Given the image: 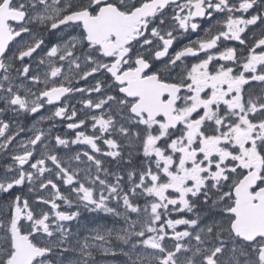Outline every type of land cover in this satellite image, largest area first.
<instances>
[{"label":"snow or ice","instance_id":"snow-or-ice-1","mask_svg":"<svg viewBox=\"0 0 264 264\" xmlns=\"http://www.w3.org/2000/svg\"><path fill=\"white\" fill-rule=\"evenodd\" d=\"M0 159V264H264V0H0Z\"/></svg>","mask_w":264,"mask_h":264},{"label":"flooded vegetation","instance_id":"flooded-vegetation-1","mask_svg":"<svg viewBox=\"0 0 264 264\" xmlns=\"http://www.w3.org/2000/svg\"><path fill=\"white\" fill-rule=\"evenodd\" d=\"M195 38H196L195 35H193L191 37V39H195ZM184 42L186 43L187 41L185 40ZM232 43H234V42H232ZM26 123L28 125H30L31 124V120L27 121ZM44 126H46V125H44ZM58 130L63 131V128L60 127ZM3 163H5V161L3 159H0V165H2ZM81 223L82 224H87L89 226H91L93 224H96V223H99V224H102V225H106V223H107L108 226H111L112 218L111 217L105 218L103 216V214H89V213H85L84 214V219L82 220ZM120 259H121V257H118L117 261H120ZM119 264H121V263H119Z\"/></svg>","mask_w":264,"mask_h":264},{"label":"rangeland","instance_id":"rangeland-1","mask_svg":"<svg viewBox=\"0 0 264 264\" xmlns=\"http://www.w3.org/2000/svg\"><path fill=\"white\" fill-rule=\"evenodd\" d=\"M106 225H107V223H106ZM100 260H101V264H105L104 258H100ZM122 262H123V257H121L120 261H117V258L115 260H113L110 257L107 258V264H119V263L122 264Z\"/></svg>","mask_w":264,"mask_h":264}]
</instances>
